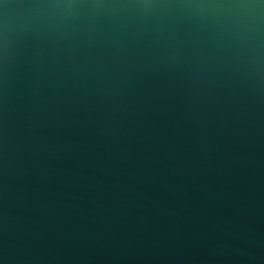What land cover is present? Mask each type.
I'll use <instances>...</instances> for the list:
<instances>
[{
  "label": "water",
  "instance_id": "obj_1",
  "mask_svg": "<svg viewBox=\"0 0 264 264\" xmlns=\"http://www.w3.org/2000/svg\"><path fill=\"white\" fill-rule=\"evenodd\" d=\"M0 264H264V0H0Z\"/></svg>",
  "mask_w": 264,
  "mask_h": 264
}]
</instances>
